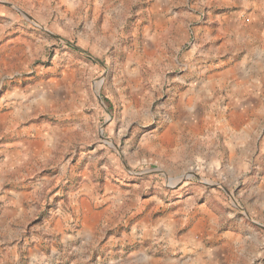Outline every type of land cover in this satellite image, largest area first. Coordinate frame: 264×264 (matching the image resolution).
Listing matches in <instances>:
<instances>
[{
  "label": "rangeland",
  "instance_id": "374dc122",
  "mask_svg": "<svg viewBox=\"0 0 264 264\" xmlns=\"http://www.w3.org/2000/svg\"><path fill=\"white\" fill-rule=\"evenodd\" d=\"M0 26V264H264V0Z\"/></svg>",
  "mask_w": 264,
  "mask_h": 264
},
{
  "label": "crops",
  "instance_id": "0c3cea01",
  "mask_svg": "<svg viewBox=\"0 0 264 264\" xmlns=\"http://www.w3.org/2000/svg\"><path fill=\"white\" fill-rule=\"evenodd\" d=\"M4 32V27L0 26V33L3 34Z\"/></svg>",
  "mask_w": 264,
  "mask_h": 264
}]
</instances>
